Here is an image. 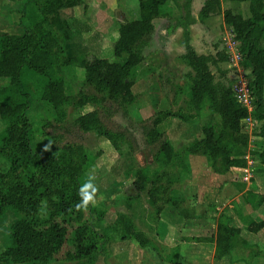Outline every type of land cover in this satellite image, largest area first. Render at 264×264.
<instances>
[{
	"label": "trees",
	"instance_id": "16d2710c",
	"mask_svg": "<svg viewBox=\"0 0 264 264\" xmlns=\"http://www.w3.org/2000/svg\"><path fill=\"white\" fill-rule=\"evenodd\" d=\"M229 1L246 2L248 16L231 8L220 11V0H205L197 17L191 13L192 0H138V17L121 22L113 36V53L123 57L117 62L65 53L75 19L73 11L76 8L85 11V0H22V7L14 10L20 29L0 36V77L6 78L0 85V118L4 121L0 156L8 160V167L0 170V216L7 209L17 216L9 225L0 261L92 264L95 253L109 235L107 228L99 230L93 224L95 218L104 215V210L90 204L87 211H78L75 205L81 200L82 177L92 164L91 159L98 157L101 150L67 141L56 144L58 136H53L54 145L43 152L34 150L28 113L34 95L32 86L38 88V97L54 109L55 115L56 108L67 101L79 107L91 104L92 109L77 115L72 123L82 131H93L104 138L120 155L127 136L103 122L99 107L109 102L121 108L123 114L129 112L137 101L132 90L134 68L144 60V50L155 32V19L169 15L173 6L180 5L184 11L173 27L183 28L182 56L190 68L186 74L190 81L185 90L186 103L197 114L206 107L219 119L204 123L201 137L176 148L168 138H163L161 123L170 116H182L171 110H159L151 126L144 129L147 144L156 145L152 162L157 167L136 170L135 190L145 193L148 203L155 207L156 216L168 204L178 209L179 214L192 217L193 211L182 208V198L175 190V183H180L189 172V156H204L217 174H225L234 167L245 168L249 137L243 123L249 115L261 122L262 144L253 153L264 165V0ZM212 14H222L236 40L239 63L249 69L246 82L251 111L237 101L229 81L216 79L211 70V65L216 66L219 60H227L224 52L198 53L190 42L188 27ZM71 67L84 72L76 97L66 92L65 75ZM179 90L183 91L180 86ZM257 197L258 201L263 199ZM115 223L121 226L120 239L133 240L142 248H155L132 215L119 212ZM245 229L264 230V218L248 219ZM204 241L214 244V260L229 256L237 247L248 248L251 257L259 254L224 211L217 218L215 234Z\"/></svg>",
	"mask_w": 264,
	"mask_h": 264
},
{
	"label": "rangeland",
	"instance_id": "374dc122",
	"mask_svg": "<svg viewBox=\"0 0 264 264\" xmlns=\"http://www.w3.org/2000/svg\"><path fill=\"white\" fill-rule=\"evenodd\" d=\"M204 1L192 0L191 13L194 17L198 16ZM0 2V6H5L1 8V12L5 13L2 17L6 18V24L3 25L0 36L5 33H17L20 27L14 10L22 7V0H0ZM85 3V11L82 8H76L73 11L76 20L72 21L71 39L73 44L78 46L65 49V53L122 61L123 57L113 53L112 39L121 22L138 17V0H85ZM220 3V11L231 8L233 11L240 10L248 16L246 2L220 0ZM183 14L184 11L180 5L173 6L169 15L155 19V32L150 44L144 50V60L134 68L135 80L140 78L132 86L133 92L137 95V101L129 107V112L123 114L121 108L109 102L99 107L103 122L113 130H122L127 136V142L121 146L120 155H116L115 150L104 138L98 137L93 131H82L72 123L77 115L91 110L93 107L91 104L79 107L67 101L56 108L55 115L54 109L38 97V88L32 86L34 95L28 113L32 122L31 145L34 150L43 152L54 145L53 136L55 138L58 136L59 141L56 144L67 141L81 144L92 150H101L98 157L91 159L92 164L82 177L85 183L90 173L96 176L98 192L95 206L104 210V215L100 219L95 218L93 224L99 230L107 228L109 234L101 249L95 253L92 264H264V254H262L264 232L252 236L246 230L243 232L249 235L246 238L249 242L251 241L252 250L260 252V256L251 257L248 248L237 247L229 256L214 260V248L211 247L214 244L204 240L215 234L219 213L230 209L231 199L228 202L220 198L215 200L219 192L213 190L211 179L203 186V191L206 192V189L208 191L203 198L202 191L200 192L201 187H193L195 184L188 183L184 188L181 182L175 183V190L182 197L181 206L186 209L193 208L192 217L179 214L178 209L168 204L163 207L159 216H156L155 207L148 203L145 193H137L133 186L138 168L151 166L150 168L155 169L157 167L152 162V153L156 145L147 144L144 129L151 126L159 110H171L182 116H170L161 124L163 138H175L176 146L182 143L180 138L185 136L186 138L201 137L202 124L209 121L216 122L219 119L217 114H214L216 117L213 116L206 107L197 114L186 103L185 90L190 86L186 74L190 68L182 56L184 53L183 28L173 27L176 20L183 17ZM207 18L206 27L201 25L199 20L190 27L191 44L198 53L215 55L222 51L227 56L226 61L219 60L216 66L211 65L216 79L229 81L232 86L239 80L247 81L249 69L240 65L238 59L234 57V51L230 49L233 46L232 33L223 22L222 14H212ZM95 33L101 35L100 39L97 40L94 37ZM84 34L86 40H83V44L86 47L82 44L80 36ZM83 75L84 72L80 68L67 69L66 92H69L71 96H77V89ZM5 82L6 78L0 77V85ZM179 86L183 91L179 90ZM185 117L188 119H184ZM178 124L182 125L180 130L185 131L181 133V136H177ZM243 124L249 137L246 169L250 170L249 175L252 176L253 182L258 179L263 180L262 164L248 162L257 160L253 152L262 144V137L259 136L261 122L253 120L250 116ZM3 128L4 121L0 118V133ZM7 167L8 160L0 156V170L4 171ZM240 170L233 171L234 174L230 177L231 182L243 183L242 177L246 172L243 169ZM234 176L238 178L233 180ZM244 183L247 184L245 181ZM119 212L132 215L137 227L151 239L155 248L149 246L142 248L133 240L120 239L121 226L115 223ZM258 215L259 213L256 212L252 219H258ZM16 217L12 209H7L0 216V251L8 239L9 225ZM233 223L238 224L236 220ZM243 224L245 229V223ZM0 264L13 263L0 261ZM46 264L61 263L50 261Z\"/></svg>",
	"mask_w": 264,
	"mask_h": 264
},
{
	"label": "crops",
	"instance_id": "0c3cea01",
	"mask_svg": "<svg viewBox=\"0 0 264 264\" xmlns=\"http://www.w3.org/2000/svg\"><path fill=\"white\" fill-rule=\"evenodd\" d=\"M0 4H1V2H0ZM3 4H5L4 1H3ZM3 6H0V33H2L1 30L3 28V25L6 24V22H5L6 18L2 17V16H5V13L3 14L1 12V8ZM207 20H208V18L201 21L200 22L201 25L206 27V21ZM192 26H193V24L191 26H189L188 29L190 30V27H192ZM80 36L82 37L81 40H82V44H83V40H86L85 39L86 36H85V34H84V36L83 35H80ZM100 36L101 35L99 33H98V35H97V33H95V35H94V37H96L97 40L100 39ZM85 44H87V43H85ZM72 46L77 47L78 44H73L72 39L70 38L65 44V49L67 50V48H69V47L72 49ZM67 55L72 56L73 54L67 53ZM139 78L140 77H138L137 80ZM137 80H135V81H137ZM263 97H264V87H263ZM212 115L216 117V115H214V114H212ZM182 124L185 125L184 123H182ZM178 125H179V128H178L179 134L177 133V136H181V133L182 132L184 133L185 131L180 130L181 129L180 127L182 126L181 124H178ZM201 135H202V132H201ZM196 138H199V137H196ZM168 139L176 148H179L182 145L187 144L188 142L193 140L194 137L192 136L190 138H186V136H185V138H180V142H182V143H180L179 146L175 145V140H174L175 138L169 137ZM252 161H253L252 163L258 162V160H252ZM188 162H189V172L185 176L183 175V177L181 179V183L184 184V186H183L184 188L187 187L185 185L188 183L189 184H195V185H193V187H197V188L201 187L202 190H200V192L202 191V198H203V196H206L208 194L207 189H206V192L203 191V186H205L206 182L209 183V179H211L212 185H213V190H215V192H219L217 196L214 195L215 200H218V198H220V199L226 200L228 202V200L231 199V201H229V203L231 202V204H229L230 209L227 211H224V212H226L227 214H229L232 217V222H234V220L237 221L238 224H236V223H233V224L242 228L241 229V235L249 242V240L246 238L247 236H249V235L256 236L257 233L264 232V231H262L263 229L259 230L257 232H249L243 228V225H244L243 223H245L248 219H252L253 214H255L256 212L259 213V215H258L259 217H258V219H255V220H259V219L264 218V192H263V190H264V179L263 180L258 179V181L253 182L252 176H251L249 181H245L247 184H245L244 181H242L243 183H236L235 184L234 182H231L230 177L232 176V174H234L233 171H236V170L241 171L238 167L232 168L230 171H228L225 174H217V173H214L210 169V167L207 164L206 158L202 155H190ZM262 166L264 167V165H262ZM237 178H238V176H234L233 180L237 179ZM232 188H234L235 190H233ZM185 191H186V189H185ZM257 196H263V199L261 201H258L259 199ZM188 210L193 211V208H189ZM209 214L212 215V213H209ZM241 222H242V224H241ZM243 230H246V232H248L249 235H245ZM249 243L252 244L251 241ZM254 245L257 246L256 244H254ZM258 245H260V244H258ZM211 247L214 248V245H212ZM233 252H234V250L231 253H233ZM262 254H264V252ZM258 256H260V255L258 254Z\"/></svg>",
	"mask_w": 264,
	"mask_h": 264
},
{
	"label": "built area",
	"instance_id": "2783aa9c",
	"mask_svg": "<svg viewBox=\"0 0 264 264\" xmlns=\"http://www.w3.org/2000/svg\"><path fill=\"white\" fill-rule=\"evenodd\" d=\"M232 33V32H231ZM231 39H232V44L233 46H231V50L234 51V57L235 59H238V61L240 60V56H239V53L237 51V47H236V40H234V36L233 34H231ZM230 44V42H229ZM232 91L234 92L235 96H236V99L239 103H241L242 105H245L246 107H248L249 111L252 110V107L250 106V97H249V89H248V86H247V82L244 81V80H239L237 82H235L232 86ZM250 117V115H249ZM248 117V118H249ZM248 118H247V121H248ZM246 122V120H245ZM247 158V156H246ZM249 163H252L253 161L251 160L248 161ZM247 166V165H246ZM246 166L245 168H243V170H245V174L243 175L242 179L244 181H249V178H250V175H249V171L248 169H246Z\"/></svg>",
	"mask_w": 264,
	"mask_h": 264
},
{
	"label": "clouds",
	"instance_id": "9594fccd",
	"mask_svg": "<svg viewBox=\"0 0 264 264\" xmlns=\"http://www.w3.org/2000/svg\"><path fill=\"white\" fill-rule=\"evenodd\" d=\"M96 176L94 174H89L87 180L82 184L79 194L81 200L75 205L78 211H87L90 204H96V194L98 192V187L95 183Z\"/></svg>",
	"mask_w": 264,
	"mask_h": 264
}]
</instances>
